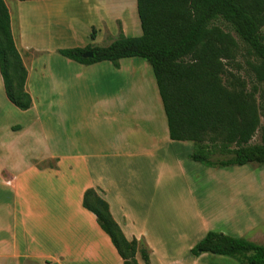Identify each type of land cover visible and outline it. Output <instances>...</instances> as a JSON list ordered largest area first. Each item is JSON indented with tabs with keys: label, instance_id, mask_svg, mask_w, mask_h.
<instances>
[{
	"label": "crops",
	"instance_id": "obj_1",
	"mask_svg": "<svg viewBox=\"0 0 264 264\" xmlns=\"http://www.w3.org/2000/svg\"><path fill=\"white\" fill-rule=\"evenodd\" d=\"M5 2L32 106L21 110L10 102L0 73V264H123L83 206L90 188L108 202L127 239L146 243L150 264H212L210 253L196 256L192 248L215 230L214 223L202 220L198 239L189 240L185 228L178 231L181 238L170 239L164 203L186 200L174 195L182 180L196 213L198 202L211 200L202 191L207 178L238 166L198 164L190 158L193 141L171 139L146 60L82 64L59 53L108 46L121 33L141 36L137 0H14L15 15ZM97 27L101 34L90 38ZM74 40L80 43L69 45ZM191 172L200 175L196 185ZM234 229L235 237L245 231L237 218ZM137 258L144 264L139 253Z\"/></svg>",
	"mask_w": 264,
	"mask_h": 264
},
{
	"label": "trees",
	"instance_id": "obj_2",
	"mask_svg": "<svg viewBox=\"0 0 264 264\" xmlns=\"http://www.w3.org/2000/svg\"><path fill=\"white\" fill-rule=\"evenodd\" d=\"M26 1V0H20ZM142 35L120 34L108 46L65 48L59 53L82 64L139 57L152 67L167 116L172 140L193 141V161L223 168L264 165V126L257 94L233 78L225 84L226 65L234 61L239 42L216 23L225 22L247 49V65L255 80L264 84V0H137ZM91 37L94 39L95 31ZM92 50L94 56L84 58ZM0 73L5 92L21 110L32 106L26 90L28 72L16 45L9 9L0 0ZM261 141L251 143L258 129ZM83 206L95 214L110 237L123 264H150L143 240L127 239L114 220L108 202L94 188ZM202 253L233 257L244 264H264V245L243 237L210 231L193 248Z\"/></svg>",
	"mask_w": 264,
	"mask_h": 264
},
{
	"label": "rangeland",
	"instance_id": "obj_3",
	"mask_svg": "<svg viewBox=\"0 0 264 264\" xmlns=\"http://www.w3.org/2000/svg\"><path fill=\"white\" fill-rule=\"evenodd\" d=\"M5 1L8 2L15 15L13 7L14 0ZM117 11L118 13L120 12V7H118ZM216 24L226 31H231L232 35L237 39L240 45L236 59L226 65L227 73L223 77V80L225 84H230L232 81L234 82L233 78H239L240 80H244L249 87L253 85L259 86L260 91L257 94V99L261 115L260 127H262L264 126V84L258 83L251 73L247 65V60L249 59V56L246 53L247 49L235 32H233L229 26L221 20H218ZM95 31V34H101L99 27L95 28ZM92 33L93 32L90 34V38H92ZM130 36H134V34H131ZM79 43L78 40H74L69 45H77ZM77 47L73 46L67 48ZM53 61L56 63L55 60ZM90 80L93 83V77H91ZM132 92L133 96L137 95L136 88H133ZM69 97L74 98L75 96L71 93ZM54 126L56 127V130L60 129L59 123H55ZM56 134L59 136L60 131L56 132ZM260 141L261 129L259 128L251 143H259ZM48 162L51 165H55L54 161ZM198 164L207 166L203 163ZM238 168L236 167V169L225 170L227 173H223L222 175L219 174V177L213 175V179L211 178V180L210 178H207V184L203 187L202 191L205 190L204 196L206 201L211 200L206 204L204 201L198 202L196 213L194 212L196 204L187 200L189 195L184 193L188 188L183 185L184 181H180L181 186L174 188V195L182 194V197L186 198V200L181 199L178 202L164 203V225L167 229L169 227L171 229L173 228L170 232V239H175V235L180 237L178 231L182 228L187 229L189 240L200 238L201 229L204 228L202 227L204 224L202 220L205 221V224L214 223L216 227L214 231L216 232L235 236L237 234L232 232H236L234 228L237 218L239 220V226L240 223H242L245 228L244 233L240 237L264 245V165L253 163L251 165L238 166ZM214 169L217 170L218 168ZM216 170H214V173ZM252 171H255V173L253 174ZM191 173V180H194L196 185L199 182L200 175H196L193 172ZM226 186L227 188H225ZM199 188L200 186H198V188L194 187V189L197 190H199ZM221 189H223V191ZM195 197L199 199L198 193H196ZM238 228L241 230V227ZM178 237L176 241H171V243H177ZM181 242L184 243V241ZM209 256L210 258L207 260H210L212 264H215L219 259H223L227 264H244L233 257L213 254H209Z\"/></svg>",
	"mask_w": 264,
	"mask_h": 264
},
{
	"label": "water",
	"instance_id": "obj_4",
	"mask_svg": "<svg viewBox=\"0 0 264 264\" xmlns=\"http://www.w3.org/2000/svg\"><path fill=\"white\" fill-rule=\"evenodd\" d=\"M83 56H84V58H91L94 56V53L92 50H90V51L86 52Z\"/></svg>",
	"mask_w": 264,
	"mask_h": 264
}]
</instances>
